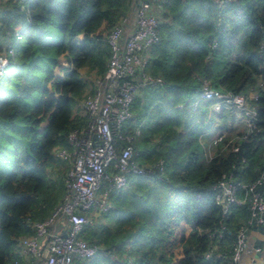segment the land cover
Instances as JSON below:
<instances>
[{"label": "trees", "instance_id": "1", "mask_svg": "<svg viewBox=\"0 0 264 264\" xmlns=\"http://www.w3.org/2000/svg\"><path fill=\"white\" fill-rule=\"evenodd\" d=\"M130 2L0 0V48L13 44L0 80V264H27L17 257V238L32 234L29 221L44 219L63 195L69 163L52 150L71 151L67 133L88 123L78 69L104 73L105 36ZM161 3L146 71L165 83L141 90L125 126L135 159L144 166L160 160L163 169L130 174L113 191V207L83 233L101 251L78 264H226L234 230L249 214L232 205L223 217L212 186L228 177L260 179L264 190V0ZM60 56L66 65L54 76ZM203 78L248 99L257 129L247 132L243 109L221 103L216 113L214 100L198 99ZM212 129L224 136L206 160L199 137ZM222 225L217 251L205 259L210 233Z\"/></svg>", "mask_w": 264, "mask_h": 264}, {"label": "built area", "instance_id": "2", "mask_svg": "<svg viewBox=\"0 0 264 264\" xmlns=\"http://www.w3.org/2000/svg\"><path fill=\"white\" fill-rule=\"evenodd\" d=\"M161 1L131 0L125 14L107 32L106 69L101 76L94 77L92 93H86L79 102L82 114L88 117L87 126L67 133L71 151L62 147L52 150L56 158L69 163L63 177V195L44 219L29 221L32 234L17 238V257L27 264H78L94 257L101 250L88 243L83 233L113 207V191L124 188L130 174H149L151 167L162 172L160 160L144 166L135 159L133 136L126 132L125 126L133 117L131 107L141 90L160 88L165 83L160 75L146 71L150 49L158 41ZM214 1L222 4L232 0ZM25 10L28 13L27 6ZM12 58L13 44L3 43L0 80ZM198 99L214 100V112L221 110V103L243 109L247 132L257 129L255 108L242 94L217 90L203 78ZM196 104L194 101L193 108ZM203 135L199 142L205 159L209 160L224 135L217 131L213 137L208 136V141ZM260 183V179L247 183L228 177L212 186L223 217L231 214L232 205H246L249 214L247 223L234 230L226 264H264V190L257 188ZM224 230L222 225L210 233V244L203 253L205 259L216 253V241L224 236Z\"/></svg>", "mask_w": 264, "mask_h": 264}, {"label": "rangeland", "instance_id": "3", "mask_svg": "<svg viewBox=\"0 0 264 264\" xmlns=\"http://www.w3.org/2000/svg\"><path fill=\"white\" fill-rule=\"evenodd\" d=\"M66 64L64 63V58L62 57V56H60L59 57V59H58V65L54 68V76H59V75H61V73H62V70H63V67L65 66ZM80 74H81V76H82V78L86 81V84H87V89H89L90 87H91V85H92V81H93V77H94V71H91V70H89V69H83V71L82 72H80ZM83 98V97H82ZM81 98V99H82ZM80 99V100H81ZM80 102V101H79ZM214 108V107H213ZM212 108V109H213ZM218 112H220V108H219V110L216 112V113H218ZM217 131H220V130H214V129H212V130H210V132L208 131V133H205L203 136L204 137H206V138H204V140L205 141H208V136H211V137H213L214 135H215V133L217 132ZM103 220V217L101 218V221ZM99 222H100V220H99ZM95 225V224H94Z\"/></svg>", "mask_w": 264, "mask_h": 264}, {"label": "crops", "instance_id": "4", "mask_svg": "<svg viewBox=\"0 0 264 264\" xmlns=\"http://www.w3.org/2000/svg\"><path fill=\"white\" fill-rule=\"evenodd\" d=\"M87 67H82V68H79L78 70H79V72H82L83 71V69H86ZM88 69V68H87ZM91 71H93V70H91ZM96 75H95V73H94V77H95ZM94 77H93V79H94ZM93 91V81H92V85H91V87L89 88V89H87V86H86V90H85V94L86 93H92V91Z\"/></svg>", "mask_w": 264, "mask_h": 264}, {"label": "water", "instance_id": "5", "mask_svg": "<svg viewBox=\"0 0 264 264\" xmlns=\"http://www.w3.org/2000/svg\"><path fill=\"white\" fill-rule=\"evenodd\" d=\"M95 136H93V138H94Z\"/></svg>", "mask_w": 264, "mask_h": 264}]
</instances>
